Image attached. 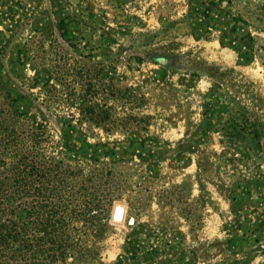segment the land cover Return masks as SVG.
<instances>
[{"label":"rangeland","instance_id":"1","mask_svg":"<svg viewBox=\"0 0 264 264\" xmlns=\"http://www.w3.org/2000/svg\"><path fill=\"white\" fill-rule=\"evenodd\" d=\"M7 93L96 196L81 264H264V0H0Z\"/></svg>","mask_w":264,"mask_h":264},{"label":"trees","instance_id":"2","mask_svg":"<svg viewBox=\"0 0 264 264\" xmlns=\"http://www.w3.org/2000/svg\"><path fill=\"white\" fill-rule=\"evenodd\" d=\"M8 97L0 100V264L87 262L96 196L82 187L75 197L66 169L40 150L45 125L23 117Z\"/></svg>","mask_w":264,"mask_h":264},{"label":"bare ground","instance_id":"3","mask_svg":"<svg viewBox=\"0 0 264 264\" xmlns=\"http://www.w3.org/2000/svg\"><path fill=\"white\" fill-rule=\"evenodd\" d=\"M122 214H123V209H122V207L119 205V206L115 209L114 215H115V217L120 218V217H122Z\"/></svg>","mask_w":264,"mask_h":264}]
</instances>
